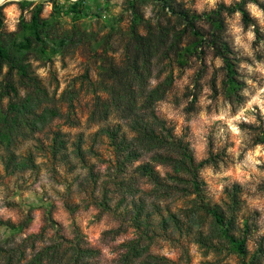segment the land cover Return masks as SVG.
Instances as JSON below:
<instances>
[{
	"label": "rangeland",
	"instance_id": "374dc122",
	"mask_svg": "<svg viewBox=\"0 0 264 264\" xmlns=\"http://www.w3.org/2000/svg\"><path fill=\"white\" fill-rule=\"evenodd\" d=\"M20 1L0 4L2 35L20 38V20L29 21L41 5L39 15L51 21L47 32L55 40L48 50L56 52L45 59L26 51L42 90L24 112L28 123L13 128L5 123L13 115L9 103L24 102L35 89L0 64V93L8 83L17 89L0 98V264H24L40 249L47 254L43 264H74L75 244L90 251L79 264H264V0L247 3L248 25L238 11L222 10L221 27L196 19L205 39L182 60L176 53L196 37L173 10L201 15L239 0H168V10L159 0H86L79 17L71 12L75 0H27L23 8ZM133 11L144 20L139 34L153 42L168 34L147 62L136 51ZM214 38L231 49L234 92ZM134 58L136 96L162 92L140 111L150 121L152 114L164 120L196 163L209 159L197 171L199 195L190 173L164 157L152 160L151 152L118 171L104 129L118 124L128 137L134 131L112 106L106 120L92 112L99 101L109 104ZM147 161L156 182L137 169ZM206 203L234 215L236 233L246 237L245 255L234 252L200 208Z\"/></svg>",
	"mask_w": 264,
	"mask_h": 264
},
{
	"label": "trees",
	"instance_id": "16d2710c",
	"mask_svg": "<svg viewBox=\"0 0 264 264\" xmlns=\"http://www.w3.org/2000/svg\"><path fill=\"white\" fill-rule=\"evenodd\" d=\"M85 1L86 0L71 1V12L74 14V16L79 17L81 13L87 12L84 10V6L82 5V3ZM133 1L134 0H132L131 4ZM159 1L161 2L163 9L167 8L168 10V0ZM252 1L256 0H239L229 6L220 4L216 10H212L201 15L194 13L190 14L184 10H173L175 14L179 15L186 21V23L190 26L192 34L196 37V40H194L191 45L185 47L183 51L176 53L178 59L182 60L185 53L191 54L195 52L197 47L201 45L205 39L203 34L196 31V19L203 16L207 20L211 21L216 27H221L222 24L219 17L222 10H227L228 12L238 11L241 14L244 24L248 25L252 21V18L246 9V5L248 2ZM25 4H28L27 0H21L19 3L21 8H23ZM1 8L2 7L0 6V13ZM40 11L41 5H37L34 7L29 21H25L23 18L20 20L18 29L21 31L20 38H7L0 32V64L4 62L8 63L10 69H16L23 78H26L32 83L35 89L34 96L26 97L24 102L20 101L9 103L8 108L13 113V115L9 116V121H5V123L9 124L11 128L18 126V122L25 124L28 123L25 119L24 112L29 107L31 100L35 99L39 91L42 90L36 76L30 74V65L25 62L26 51L34 49L41 58L45 59H49L50 55L56 52L54 46H51V51L48 50L50 47L49 44L55 45V43H52L55 40L47 32L51 21L49 19H42L39 15ZM140 21H144L142 19V15L137 11H133L130 29L134 35L135 41L137 42L136 51L137 54L141 55L144 59H146L147 62V57L151 55L152 51H154L155 54L160 51L161 47L165 44V41H167L165 37L168 34L164 36L161 34V32V35L156 40V42H153L152 39H147L142 34L138 33L137 25ZM146 28L150 29V26H146ZM111 29H115V24H111ZM211 45L215 48V52L221 57L226 67L229 77V90L234 92L237 82L234 76L235 68L231 58V49L226 42L219 41L217 38L213 39ZM128 71L129 68L120 74V76H122V78L119 77L121 82L120 88L114 90V95H112L109 104L107 102L99 101V103H96L99 104L98 110L92 112L97 113V117H99V119L106 120L111 113L110 109H112V107L114 109L116 108L123 113L122 118L125 119L130 129L134 131V134L128 137L125 134H120L118 124L114 127H106L104 129L107 134V138L109 139V145L112 147L113 152L115 153L118 171H125L124 169L127 164L138 160L142 154V151L151 152L152 160L159 161V158L164 157V161H168V165H170L173 169L190 173L191 180L189 182L192 183L197 195H199L200 185L197 171L199 167H202L209 159H204L196 163L187 146L177 141L172 135L170 129L166 128L164 120L158 119L154 114L151 115L153 116L151 117L153 118L151 121L145 117L144 111H141L143 109H149L150 104H152L153 101L162 97V92L158 93V89L150 92L147 96H142L140 98L137 97L136 94H138V92L133 87V85L138 87L137 82H135L134 79L140 74L135 58L130 66V74ZM130 75H132L134 78L129 79L128 76ZM6 91H8V93L13 92L17 94V89L12 83L7 84V87L4 89V91L0 93V98ZM152 97H154V99ZM19 114H21L20 118ZM7 118L8 116L4 115V119ZM7 129L6 131H8ZM76 147V155L82 159L83 151L80 145ZM137 169L140 171L141 175L146 176L154 182L157 181V172L149 161L139 164ZM127 183L128 182H122L120 186L130 189L131 185ZM200 208L205 210L211 217L214 218L220 233L227 240L234 252L241 256L245 255L246 237L239 236L236 233L234 227V215L232 214L231 216H228L226 211L217 205H210L206 203L201 205ZM75 246V256L73 257V261L74 264H79V258L84 254L90 253V251L80 247L79 244H75ZM44 251L45 249L36 251L34 256L30 258V260L25 261L24 264H43L44 259H46L45 255H47L44 254ZM48 254L51 256H56L54 253ZM2 264L13 263L7 259V261L3 262Z\"/></svg>",
	"mask_w": 264,
	"mask_h": 264
},
{
	"label": "bare ground",
	"instance_id": "6f19581e",
	"mask_svg": "<svg viewBox=\"0 0 264 264\" xmlns=\"http://www.w3.org/2000/svg\"><path fill=\"white\" fill-rule=\"evenodd\" d=\"M4 1H6V0H0V4H1L2 2H4Z\"/></svg>",
	"mask_w": 264,
	"mask_h": 264
}]
</instances>
